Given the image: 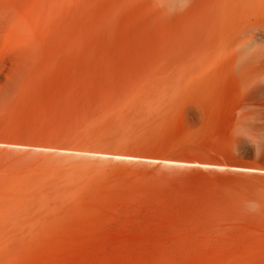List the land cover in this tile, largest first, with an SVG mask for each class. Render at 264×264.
I'll return each instance as SVG.
<instances>
[{
	"label": "rangeland",
	"instance_id": "374dc122",
	"mask_svg": "<svg viewBox=\"0 0 264 264\" xmlns=\"http://www.w3.org/2000/svg\"><path fill=\"white\" fill-rule=\"evenodd\" d=\"M243 18L264 33V0ZM231 29L0 0V264H264V85L235 78Z\"/></svg>",
	"mask_w": 264,
	"mask_h": 264
},
{
	"label": "bare ground",
	"instance_id": "6f19581e",
	"mask_svg": "<svg viewBox=\"0 0 264 264\" xmlns=\"http://www.w3.org/2000/svg\"><path fill=\"white\" fill-rule=\"evenodd\" d=\"M150 1L158 10L166 14L171 12L186 13L192 9L199 8L200 10H202V12H205V15L208 18V20L213 22L214 25H217L218 27H222V28L231 26L232 27L231 30H228L223 33L222 36L223 39L219 46L220 52H222V54L230 61L234 76L241 86L255 89L264 85V45L257 44V41L264 40V33H262L257 29L258 26L257 24L255 23L251 24L250 22L244 20L243 18L244 13L252 12L257 9L260 0H209V1L150 0ZM256 22L259 23L258 21ZM0 144L3 145L5 143H0ZM7 145L9 146L10 144ZM20 147L23 146L21 145ZM79 152H84L85 154V151H79ZM95 153L98 154V152ZM99 154L101 156L110 155L108 153H99ZM112 156L121 157V158L122 157L132 158V159L139 158L136 156L123 155V154H113ZM145 159L147 160V158ZM163 161L170 163L173 162L170 160H163Z\"/></svg>",
	"mask_w": 264,
	"mask_h": 264
}]
</instances>
